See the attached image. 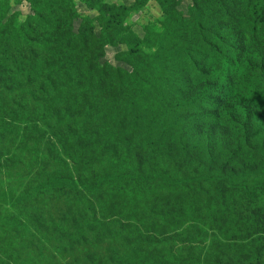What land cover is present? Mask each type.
I'll list each match as a JSON object with an SVG mask.
<instances>
[{"label":"trees","instance_id":"16d2710c","mask_svg":"<svg viewBox=\"0 0 264 264\" xmlns=\"http://www.w3.org/2000/svg\"><path fill=\"white\" fill-rule=\"evenodd\" d=\"M43 1L55 14L58 33L104 41L106 48L112 42H127L130 48L141 40L142 36L133 27H125L122 19L136 5L118 6L97 0L102 11L94 18L81 16L80 11L63 10L69 3L77 6V0ZM159 1L167 14L162 33L175 31L184 39L189 47L186 53L191 55L188 62L198 65L201 58L205 60L200 88L190 95L179 93L167 69L147 71L145 75L146 79L168 78L163 86L148 81L145 85L139 59L135 72L121 76L126 92L120 97L124 101L111 115L118 114L119 124L103 125L95 133L97 139L93 138L91 125L62 128L53 123V113L47 111L43 122L55 133L62 130L63 138L54 146L51 142L47 145L39 169L30 172L31 178L36 177L35 185L27 180L28 174L7 178L22 152L12 155L14 143L0 135V264L39 263L43 256L53 260L47 264H264L260 261L264 256V1L251 4V0H243V10L234 11L225 0H192L186 17L177 11V0ZM114 7L124 11H109ZM207 11H214L219 27L211 29L199 20ZM79 19L83 22L77 32ZM99 23L103 25L101 30ZM70 35L62 41L52 38L39 43L38 51L31 55V65L18 80L11 81L17 105L39 107L44 94L36 85L38 77L52 79L71 60L88 55L89 46L76 44V38ZM193 45L196 51L191 49ZM165 58L171 60L172 54L166 51ZM212 58L216 64L208 66ZM7 74V67L0 63V77ZM141 93L160 113L138 110L136 104L131 112L130 105L141 100ZM123 102L129 107L120 110ZM4 105L0 99V107ZM127 114L138 123L123 127L121 118ZM71 115L75 121L87 116L83 110ZM163 117L172 123L168 125ZM30 131L43 143L45 132L36 127H30ZM113 140L116 146L104 150L107 163L100 171L89 161L79 163L78 152L73 153L83 143L86 155L92 147L104 148ZM173 144L181 163L158 157ZM213 150L212 160L219 164L222 176L214 174V182L209 184L203 179L192 180L195 162L207 163L202 153ZM48 152L51 157H46ZM109 152L116 153V159L107 160ZM150 159L151 170H142V164ZM80 169L86 170V175L92 172L98 182L83 183L77 178ZM157 178L163 184L159 194L155 191ZM195 185L205 203L200 208L192 204ZM29 201V218L22 221L21 210ZM70 202L83 213L77 232L63 228L56 235H48L43 226L31 223L44 221L52 203L62 206ZM190 213L199 225L197 231H192L197 242L181 248L185 230L181 221ZM22 235L30 242L23 241ZM52 236L64 239L61 252V245L51 243L47 244L49 250L34 257L29 253L24 259L32 242ZM116 242L129 252H119ZM109 249L119 252L116 259ZM134 251L136 254H132Z\"/></svg>","mask_w":264,"mask_h":264},{"label":"rangeland","instance_id":"374dc122","mask_svg":"<svg viewBox=\"0 0 264 264\" xmlns=\"http://www.w3.org/2000/svg\"><path fill=\"white\" fill-rule=\"evenodd\" d=\"M95 1L98 3L97 0H77V6L75 4V7H71L69 3L63 10L80 11L81 16L89 14L97 18L100 16L102 9ZM103 1L118 6L122 4H127L128 6L136 5L130 12L125 13L122 19L125 27H133L142 36L141 40H138L130 48H128L127 42L119 45L118 42H112V45L109 44L106 48L107 43L104 41L91 40L89 37H76L66 33L76 38L73 41L76 44L88 45V55L83 59L71 60L67 68L61 70L52 79L47 80L43 79V77H38L36 85L41 87L44 98L39 107L30 109L28 104L23 106L16 104L15 100L18 96L14 94L11 81L18 80L22 76L24 69L31 65V55L33 52L38 51L39 43L52 38L62 41L68 35L57 32L53 10L46 8L40 0H0V63L8 69V74L0 77V99L5 101V105L0 107V135H4L14 143L10 150L12 155L16 151L22 152L19 156L18 165L7 178L11 175L23 176L28 174L27 180L32 185L36 184V177L31 178L33 175L30 172L39 169L41 164L39 160L44 158L43 152L48 151L47 145L51 142L52 146H54L56 140L63 138L62 130L55 133L47 123L43 122L47 111L53 113V123L62 125V128L79 124L91 125L94 129V139L99 137L95 133L103 125L114 124L116 121L118 125V114L112 116V118L111 115H113V109L117 108L119 103L124 101V98L120 97V95L126 92L121 82V76L125 72H135L137 70L136 63L139 59L142 60L140 75L145 80V85H147V81L155 83L160 87L165 84L168 80L166 77L157 76L148 79L145 77L147 71L159 69H167L172 73L179 93L193 94L194 90L200 88L201 82L204 81V71H206L204 66L205 60L201 58L198 65H194L191 60L188 62L187 59L191 55L186 53L189 47L185 45L184 39L179 37L175 31H172L168 35L162 33L164 29L163 24L167 20V14L163 10V6L159 0H141L140 3L138 2V5L137 0ZM225 1L232 6L234 11L243 10V0ZM258 1L262 2L264 0H251V4ZM47 4L46 2L45 5L47 6ZM191 4L192 0H177V11L186 17L189 14ZM41 8H44V10L40 11ZM114 10L124 11L120 7L110 8L109 11ZM199 20L211 29H215L220 25L214 11H207L205 15L199 16ZM82 22L83 19H79L76 22L75 29L77 32L81 30ZM102 28L103 25L99 23V30ZM191 49L196 51V45H193ZM166 51L172 54L171 60L165 58ZM93 58H95V61L92 60ZM215 64L214 58L207 62L208 66ZM134 104H136L138 110L141 109L144 112H159L157 106L152 100L147 98L146 94L141 93V100L136 99V101L132 102V105H130L131 112L135 111H133ZM127 107L129 105L123 102L120 110H124ZM82 110L85 111L87 116L78 118L79 120L75 121L71 112ZM163 118L168 125L172 123L169 119ZM121 119H123V127L128 125V123H138V120L129 114ZM30 127L39 128L46 133L43 143H41L42 138L40 136L31 133ZM187 144L189 143L187 142ZM190 145L192 146V144ZM115 146L116 141L113 140L108 143L107 147L94 146L89 150L88 154L84 155L85 145L83 143L77 149L74 148L73 153L78 152L79 163L89 161L90 165H93L100 171V168L107 163L103 157L104 150L107 148L112 149ZM36 149L42 153L38 155ZM202 154L208 162L202 163L200 160L195 162L197 165L191 171L192 180L203 179L202 182L209 184L214 182L212 179L214 174L216 176H222V174L219 171V164L215 162V159L212 160L214 150L211 152L206 151ZM46 157H51V154L48 152ZM116 157V153L109 152L107 160L116 159ZM158 157H161V160L162 158H173V163H181L178 148H176L175 144L171 145L169 149L161 151ZM128 161L132 164L130 158ZM142 165V170H151V159ZM135 168L131 171L135 170ZM49 169L52 170V168ZM86 173V170L80 169L77 172V178L82 180L83 183L98 182V179L93 177L92 172L89 175H86ZM158 178L156 179L155 191L159 194L158 190H160V187H163V184L160 183ZM179 180H182V178H179ZM25 182L27 187V181ZM198 187V185H195L194 189L191 190L192 204L195 208L205 206L204 199L200 200ZM95 190L98 191L99 188H95ZM31 206V201L23 206L21 210L22 221L29 218ZM51 206L52 209L48 212L44 221L32 220L31 223L36 227L43 226L45 228L44 231L48 235H56L57 231L63 228L77 232V223L81 220L80 216L83 213L76 203L70 202L62 206L52 203ZM202 216H204V213ZM181 224L185 226V230L180 241V247L184 248L185 246L195 244L197 237L192 231H197L199 227L195 215L190 213V215L181 221ZM117 229L118 225L115 232ZM24 237L22 235L23 241H27ZM63 242L64 239L60 236L45 237L41 241L32 242V247L23 254L24 259L26 260L29 253H33L32 257H34L38 256L42 251L49 250L47 244L51 243L61 245L59 250L61 252ZM116 243L120 248L119 252H129L126 249H122L118 242ZM37 249H39L38 252H35ZM109 252L115 259L117 258L116 254L119 253H114L112 249H109ZM132 254H136V251ZM253 255L250 254L251 257ZM52 261L50 257L43 256L39 259V263L28 262V264H47ZM260 261H264V256ZM255 264H258V262H255Z\"/></svg>","mask_w":264,"mask_h":264}]
</instances>
